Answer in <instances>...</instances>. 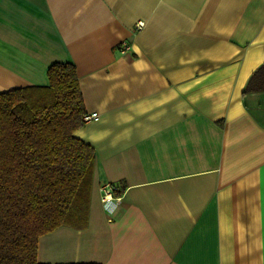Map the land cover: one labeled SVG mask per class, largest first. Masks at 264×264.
I'll use <instances>...</instances> for the list:
<instances>
[{
  "label": "crops",
  "instance_id": "obj_1",
  "mask_svg": "<svg viewBox=\"0 0 264 264\" xmlns=\"http://www.w3.org/2000/svg\"><path fill=\"white\" fill-rule=\"evenodd\" d=\"M55 62L96 164L89 225L41 235L40 263L264 264V0H0V92Z\"/></svg>",
  "mask_w": 264,
  "mask_h": 264
},
{
  "label": "trees",
  "instance_id": "obj_2",
  "mask_svg": "<svg viewBox=\"0 0 264 264\" xmlns=\"http://www.w3.org/2000/svg\"><path fill=\"white\" fill-rule=\"evenodd\" d=\"M47 74L46 86L0 92V264H46L41 235L89 225L96 150L75 134L87 114L77 68L55 62ZM259 91L264 62L244 89Z\"/></svg>",
  "mask_w": 264,
  "mask_h": 264
},
{
  "label": "built area",
  "instance_id": "obj_3",
  "mask_svg": "<svg viewBox=\"0 0 264 264\" xmlns=\"http://www.w3.org/2000/svg\"><path fill=\"white\" fill-rule=\"evenodd\" d=\"M143 27H144V21L139 20L136 23V28L138 30H141V29H143ZM128 48H129L128 44L126 42L123 43L122 51L125 52ZM98 118H99V114L97 112L87 113L84 117V121L88 122L91 120H96ZM101 188L103 190V195L101 198L103 203H108L111 200H113V196H114L115 192L119 190L118 186L111 184V183H107L104 186H102Z\"/></svg>",
  "mask_w": 264,
  "mask_h": 264
}]
</instances>
